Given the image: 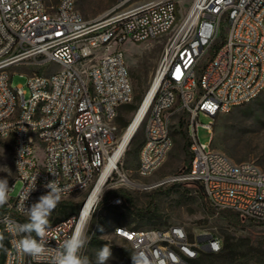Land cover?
Returning a JSON list of instances; mask_svg holds the SVG:
<instances>
[{
    "label": "built area",
    "instance_id": "1",
    "mask_svg": "<svg viewBox=\"0 0 264 264\" xmlns=\"http://www.w3.org/2000/svg\"><path fill=\"white\" fill-rule=\"evenodd\" d=\"M164 40L150 88L133 115L145 105L136 130L144 127L138 174L149 176L164 164L175 125L184 121L191 165L160 182L199 184L216 211L264 221V170L211 147L217 115L264 90V0H119L93 19L82 15L76 0H0V137H12L14 143L10 191L21 183L0 214L3 264H53L56 251L77 228L87 236L97 204L84 223V207L51 223L48 250L41 256L18 252L17 226L27 218L21 205L30 188L35 186L26 208L55 180L62 199L90 192L103 176L100 195L118 181L133 184L123 167L125 153L119 152L133 118L124 131L117 123L135 92L125 45ZM15 66L28 69V90L13 85ZM200 127L209 132L208 142L200 140ZM122 201L116 196L112 203ZM114 234L129 241L135 253H144L149 264H197L202 252L222 248L215 235L203 246L190 240L182 225H120Z\"/></svg>",
    "mask_w": 264,
    "mask_h": 264
},
{
    "label": "rangeland",
    "instance_id": "2",
    "mask_svg": "<svg viewBox=\"0 0 264 264\" xmlns=\"http://www.w3.org/2000/svg\"><path fill=\"white\" fill-rule=\"evenodd\" d=\"M118 2L119 0H76V5L85 18L93 19ZM164 43L165 40L151 45H125L135 92L133 101L123 106L119 112L117 123L123 131L150 88ZM26 71L28 69L23 66L13 68L14 86L24 85L28 90ZM201 120L205 122L208 118L202 117ZM212 130L213 149L226 154L235 162L253 161L264 170V90L251 102L217 115ZM173 137L174 145L164 164L153 174L141 176L137 167L139 149L144 140V127L138 129L123 157L127 176L136 185L118 181L115 187L100 195L96 210L87 225L88 241L95 232H98L99 240L96 244L88 242L83 254L95 264L96 252L105 244H109L112 257L106 264H132L130 257L135 253L132 244L117 237L114 234L115 227L124 225L129 228H153L182 225L189 239L198 241L201 246L206 243V237L209 235L220 237L222 244L228 239L230 251L227 258H212L215 264H264V222L244 218L242 223L233 224L207 203L199 184L160 182L165 176L184 169V145L189 142L184 126L175 125ZM199 137L202 142L210 140L209 132L202 127L199 128ZM13 148L12 137H0V178H7L9 187L15 176ZM20 186V181H16L15 188L9 191L7 203L17 195ZM116 189H121L130 197L135 210H131L124 199L121 204L112 203V200L120 195L107 193ZM88 194L89 191H81L63 198L62 200L69 204L63 206L59 203L50 217V224L78 213ZM2 212L0 211V214ZM218 253H221V250ZM205 254L210 252H202L201 255Z\"/></svg>",
    "mask_w": 264,
    "mask_h": 264
},
{
    "label": "clouds",
    "instance_id": "3",
    "mask_svg": "<svg viewBox=\"0 0 264 264\" xmlns=\"http://www.w3.org/2000/svg\"><path fill=\"white\" fill-rule=\"evenodd\" d=\"M34 187L30 188L23 197L21 211L26 215L27 222L17 226L22 237L16 242V248L18 252L36 258L48 250L50 217L62 200L63 190L56 180L51 181L45 185L49 189L47 194L41 195L38 202L26 208L24 201ZM10 189L8 179L0 178V206L7 203ZM88 242L86 234L77 228L56 251L53 264H93L92 260L83 254ZM111 257V247L105 244L96 252L95 264H106ZM131 260L132 264H149L148 257L142 252L131 254Z\"/></svg>",
    "mask_w": 264,
    "mask_h": 264
},
{
    "label": "trees",
    "instance_id": "4",
    "mask_svg": "<svg viewBox=\"0 0 264 264\" xmlns=\"http://www.w3.org/2000/svg\"><path fill=\"white\" fill-rule=\"evenodd\" d=\"M184 125V121L181 122V126L183 127ZM189 147H190V143L187 141L184 145V150H185V158H184V169H188L191 165V160H192V154L189 151ZM202 193L204 195V191L202 189ZM120 195L122 197V199H124L125 203L127 204V206L131 209V210H135L134 207L132 206V200L130 199V197H128V195L123 192L121 189H116L113 191H110L107 193V195ZM205 197V195H204ZM206 199V198H205ZM61 204H63V206H67L66 201L61 200L60 202ZM6 209V205L0 206V211H4ZM142 212V211H139ZM221 216L225 217L229 222L233 223V224H240L242 223L244 217L242 215H240L238 212L233 211V210H222L218 212ZM67 217V216H66ZM21 220L26 223L27 222V218H21ZM256 222H264V221H258L255 220ZM120 226V225H118ZM98 232H95L92 237L90 238L89 242L91 244H96L98 241ZM5 248L3 250L0 251V264H3L4 262V257H5ZM227 251V253H226ZM230 251V248L228 246V239H225L224 243L222 244V248H221V253L215 254V253H210V254H205V255H201L198 259H196V263L197 264H215L214 260L212 258H221V257H226L228 256V252ZM227 258V257H226ZM131 260V257H130ZM132 262V260H131Z\"/></svg>",
    "mask_w": 264,
    "mask_h": 264
},
{
    "label": "bare ground",
    "instance_id": "5",
    "mask_svg": "<svg viewBox=\"0 0 264 264\" xmlns=\"http://www.w3.org/2000/svg\"><path fill=\"white\" fill-rule=\"evenodd\" d=\"M153 90H151L150 93H152ZM145 107V105H144ZM144 107H142V109L140 110V112L134 116L133 120H132V124L129 126V128H127L124 133H123V138H122V142L119 148V152L120 153H125L128 146L131 143V140L133 138V136L136 133L137 128L140 125L142 116H143V109ZM104 182H105V177L103 176L95 185V187L89 192L88 196L85 199L84 204L82 205L83 211L81 214V221L84 223L86 222V220L89 218V216L91 215V212L94 208V206L97 204L99 198H100V194L104 188ZM133 184L136 185V183L133 181Z\"/></svg>",
    "mask_w": 264,
    "mask_h": 264
}]
</instances>
